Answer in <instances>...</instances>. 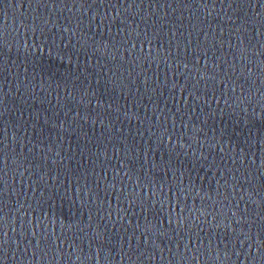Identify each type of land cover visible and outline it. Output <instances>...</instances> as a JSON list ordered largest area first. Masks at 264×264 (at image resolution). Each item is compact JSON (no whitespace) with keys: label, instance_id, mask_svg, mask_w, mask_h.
<instances>
[{"label":"water","instance_id":"95a60500","mask_svg":"<svg viewBox=\"0 0 264 264\" xmlns=\"http://www.w3.org/2000/svg\"><path fill=\"white\" fill-rule=\"evenodd\" d=\"M0 264H264V0H0Z\"/></svg>","mask_w":264,"mask_h":264}]
</instances>
